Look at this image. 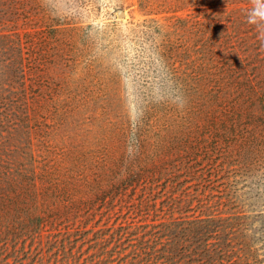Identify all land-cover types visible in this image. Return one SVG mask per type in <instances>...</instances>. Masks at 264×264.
<instances>
[{
  "label": "trees",
  "instance_id": "1",
  "mask_svg": "<svg viewBox=\"0 0 264 264\" xmlns=\"http://www.w3.org/2000/svg\"><path fill=\"white\" fill-rule=\"evenodd\" d=\"M205 1L173 0L172 11H193L155 26V55L162 64H229L245 75L174 83L188 104L212 110L203 124L172 130L178 137L171 142L115 122L98 136L71 137L65 148L45 146L51 139L43 135L37 151L25 50L33 39L8 33L0 125L12 130L0 134V264H258L254 217L241 204L238 175L262 170L254 183L264 177V39H254L264 27L250 29L253 2L200 11ZM139 5L157 12L154 0ZM113 143L128 150L109 157ZM97 210L109 218L125 213L89 226Z\"/></svg>",
  "mask_w": 264,
  "mask_h": 264
},
{
  "label": "rangeland",
  "instance_id": "2",
  "mask_svg": "<svg viewBox=\"0 0 264 264\" xmlns=\"http://www.w3.org/2000/svg\"><path fill=\"white\" fill-rule=\"evenodd\" d=\"M214 1L198 5L202 7L200 11L212 5L232 9L253 2ZM172 2L154 0L157 12L146 13L139 0H0V52L5 50L8 33L13 30L24 32L25 40L30 32L33 39L25 50L31 62L27 64L31 69L29 96L35 101L30 121L37 151L43 146L40 142L43 135L51 139L45 146L57 144L65 148L71 137L98 136L102 126L115 122L133 129V133L138 129L154 140L165 138L167 142L177 139L178 130L171 131L179 126L204 123L206 110L212 109L188 104L174 83L199 80L200 75L206 76L204 80L219 83L241 78L245 73L238 67L230 69L229 64L189 68L182 64H162L154 53L155 44L161 40L155 26L170 15H187L193 11L192 7L172 11ZM251 26L255 24L250 25L252 30ZM261 32L264 31L254 39L261 41ZM31 78L40 79L41 83L32 84ZM61 121L63 125L59 127ZM10 130L0 125V134L8 137ZM127 150V146L113 143L108 155L117 157ZM261 174L262 170L253 173L242 170L238 175L242 178L241 204L254 217L250 232L256 238L252 246L258 264H264L261 230L264 229V177L259 183L254 181ZM41 201L51 207L59 206L57 202ZM97 211L89 226L104 225L125 213V210L112 212L109 218L108 213ZM87 213L88 209L84 208L81 214ZM49 227H45L44 234ZM88 246L85 243L84 247Z\"/></svg>",
  "mask_w": 264,
  "mask_h": 264
},
{
  "label": "clouds",
  "instance_id": "3",
  "mask_svg": "<svg viewBox=\"0 0 264 264\" xmlns=\"http://www.w3.org/2000/svg\"><path fill=\"white\" fill-rule=\"evenodd\" d=\"M247 20L249 23L257 24L258 28L264 27V0H253V8L249 10ZM264 39V32L260 33Z\"/></svg>",
  "mask_w": 264,
  "mask_h": 264
}]
</instances>
